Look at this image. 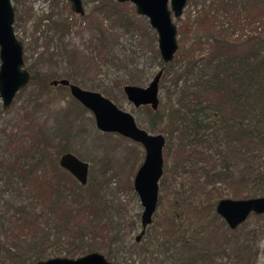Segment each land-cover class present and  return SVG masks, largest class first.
<instances>
[{"label": "rangeland", "instance_id": "obj_1", "mask_svg": "<svg viewBox=\"0 0 264 264\" xmlns=\"http://www.w3.org/2000/svg\"><path fill=\"white\" fill-rule=\"evenodd\" d=\"M83 2L85 15L75 14L67 0H12L26 68L36 78L8 109L0 99V264H21L41 251L51 258L69 251L81 255L91 246L105 257L110 254L116 264H264V216L252 214L232 230L216 213L221 199H249L253 186L247 174L252 165H264V158L251 162L246 155L235 157L226 150L224 135L208 139L200 130L171 134L162 131L164 126L153 128V110L135 108L123 88L147 87L163 68L156 31L131 3ZM214 2L188 0L183 16L176 20L175 68L183 62L181 47L197 48L198 58L229 49L243 53L264 49L258 43L264 25L258 20L237 22L249 13L241 7L232 13L238 18L221 10L213 33L209 32L202 22ZM107 8H115L122 20ZM55 24L62 25L60 31H55ZM172 72L166 77L164 71L161 79L159 109L170 105V92L174 103L183 98L181 85L176 88L171 82ZM64 78L101 93L133 114L141 128L166 138L157 210L139 242L144 208L134 179L145 150L118 134L100 131L93 113L67 87L51 84ZM195 97L203 102L211 98L200 93ZM66 149L89 163L88 184L100 186L105 201L103 207L89 202L75 205L70 197L67 205L76 215L71 231L57 218L62 211L52 210L42 198L51 194L52 178L66 188L83 187L59 165ZM97 216L98 221L91 222Z\"/></svg>", "mask_w": 264, "mask_h": 264}, {"label": "trees", "instance_id": "obj_2", "mask_svg": "<svg viewBox=\"0 0 264 264\" xmlns=\"http://www.w3.org/2000/svg\"><path fill=\"white\" fill-rule=\"evenodd\" d=\"M239 7L249 12L246 18L245 16L238 18L237 14H232L233 10ZM261 7L264 8V0H215L210 11L205 13L202 23L209 27V32L213 33L218 22L216 19L220 16V11L224 10L231 18H238L235 19L237 22L258 20L264 25V9L260 13L255 11L250 13L253 8L257 10ZM106 11L122 20L123 16L121 13H116L115 8H107ZM256 16L257 19H255ZM60 26L62 25L55 24V31H60ZM258 43L264 45V35L258 38ZM197 51V48L186 50L181 47L179 55L183 57V62L176 68L178 56H175L170 64L162 62V67L167 72L166 77L169 70H173L171 82L176 88L181 85L183 98L174 103L172 93H168L171 103L167 105V110L161 108L158 111H151L153 128L164 126L162 131L166 130L171 134L182 131L193 134L200 130L201 134L207 133L204 137L208 139L213 135L217 137L224 135L225 141L228 140L225 148L227 151L231 150L235 157L246 155L251 162L264 158V49L248 53L229 49L218 54L211 53L208 57L202 58H198ZM35 78L36 75L33 74L31 81ZM199 93L210 96L212 99L207 98L206 102L193 100ZM208 99L212 101L210 104L207 103ZM66 152L69 151L66 149L64 153ZM219 154L226 158L223 156L224 152ZM247 175L249 184L253 186L249 198L264 196V165L258 168L252 165ZM87 185V187L66 188L61 181L52 179L49 185L51 194L42 195L52 210L62 211L61 216L57 218L65 222V228L69 231L72 230L71 224L76 218L75 212L67 205L70 197H72L70 203L75 205L89 202L91 205L105 206L100 186ZM78 189L79 193L87 192L88 198L82 197L83 194H79ZM64 206L67 207L64 209ZM98 219L97 216L91 222H96ZM92 252H98V249L91 246L81 255L69 251L64 257L78 258ZM19 257L25 258L22 255ZM31 257L22 259L21 264H33L51 258L42 251ZM106 258L110 261V254Z\"/></svg>", "mask_w": 264, "mask_h": 264}, {"label": "water", "instance_id": "obj_3", "mask_svg": "<svg viewBox=\"0 0 264 264\" xmlns=\"http://www.w3.org/2000/svg\"><path fill=\"white\" fill-rule=\"evenodd\" d=\"M75 14L84 15L83 0H67ZM131 3L136 13L149 19L151 27L158 35V47L162 62L170 64L179 50L178 25L188 0H114ZM24 45L15 31V9L12 0H0V99L4 109H8L16 95L31 81V73L26 68ZM164 75L162 68L147 87L126 85L123 91L135 108L150 107L159 110L160 82ZM53 86H64L71 96L84 108L93 113L96 127L105 133L118 134L145 150V159L139 168L134 189L144 208L141 216L142 231L139 242L153 222L159 197V182L164 172V148L166 138L162 134H151L141 128L133 114L119 108L112 100L99 92L89 91L66 79L54 80ZM264 163V162H263ZM61 167L66 169L82 186L89 182L90 165L73 153L61 157ZM216 213L235 230L245 223L252 214L264 216V196L249 199H222L217 203ZM2 246L0 244V261ZM33 264H116L103 254L92 252L78 258L55 257Z\"/></svg>", "mask_w": 264, "mask_h": 264}, {"label": "flooded vegetation", "instance_id": "obj_4", "mask_svg": "<svg viewBox=\"0 0 264 264\" xmlns=\"http://www.w3.org/2000/svg\"><path fill=\"white\" fill-rule=\"evenodd\" d=\"M83 4H84V2H83ZM84 7H85V6H84ZM84 15H85V14H84ZM28 70H29V69H28ZM29 71H30V70H29ZM30 73H31V79H32V75H33V74H32L31 71H30ZM64 79H65V78H64ZM61 80H62V79H61ZM66 80H68V79H66ZM58 81H59V80H58ZM68 81H69V80H68ZM30 82H31V81H30ZM52 82H53V81H52ZM52 82H51V83H52ZM70 82H71V81H70ZM71 83H72V82H71ZM73 84H74V83H73ZM66 153H70V152H66ZM66 153H64V154H66ZM64 154H63V155H64ZM63 155H62V156H63ZM62 156H61V157H62ZM60 161H61V158H60ZM59 165H60V162H59ZM60 167H61V165H60ZM61 168H62L65 172L69 173V172H68L66 169H64L63 167H61ZM32 170L34 171V170H35V167H33V169H31V172H33ZM69 174H70V173H69ZM70 175H71V174H70ZM71 176H72V175H71ZM52 179H56V178H52Z\"/></svg>", "mask_w": 264, "mask_h": 264}]
</instances>
